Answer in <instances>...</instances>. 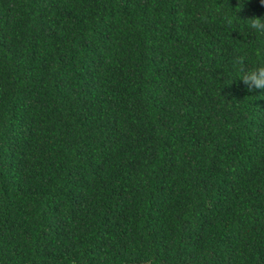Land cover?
I'll use <instances>...</instances> for the list:
<instances>
[{"label": "trees", "instance_id": "1", "mask_svg": "<svg viewBox=\"0 0 264 264\" xmlns=\"http://www.w3.org/2000/svg\"><path fill=\"white\" fill-rule=\"evenodd\" d=\"M254 16L0 0V264H264V89L234 63L264 64Z\"/></svg>", "mask_w": 264, "mask_h": 264}, {"label": "clouds", "instance_id": "2", "mask_svg": "<svg viewBox=\"0 0 264 264\" xmlns=\"http://www.w3.org/2000/svg\"><path fill=\"white\" fill-rule=\"evenodd\" d=\"M227 25L231 26L232 21L230 18L225 17ZM250 30L257 34L264 35V17L254 16L251 18ZM259 54V50H258ZM234 63L238 66L241 75L239 79L246 85L248 91L255 92L258 89H264V64L254 68L246 67L247 57L240 56L235 59ZM230 83L227 84H231Z\"/></svg>", "mask_w": 264, "mask_h": 264}]
</instances>
